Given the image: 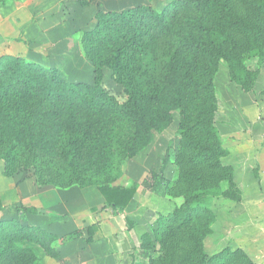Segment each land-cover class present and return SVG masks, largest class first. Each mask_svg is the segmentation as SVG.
Here are the masks:
<instances>
[{"label":"rangeland","instance_id":"obj_1","mask_svg":"<svg viewBox=\"0 0 264 264\" xmlns=\"http://www.w3.org/2000/svg\"><path fill=\"white\" fill-rule=\"evenodd\" d=\"M171 1L0 0V57L55 68L72 82L92 84L98 74L112 119L96 170L80 165L96 143L87 129L77 127L47 160L22 152L13 140L0 143L2 215L11 217L0 222V264H181L198 246L210 264H264V58L256 47L238 30L231 40L233 63L247 73L243 81L233 78L226 57L215 62L213 108L192 134L199 146L182 133L179 109L149 136L130 111L135 96L159 93L173 58L188 74L191 63L202 61L189 42L207 14L196 0L180 8L171 31L138 42L100 71L86 54L85 32L99 13ZM231 12L264 27V18L241 3ZM75 135L89 137L76 143ZM73 143L79 165L70 162ZM192 155L204 165L192 164ZM212 164L218 168L212 171ZM102 184L136 187V193L127 207L114 209L98 189ZM31 205L45 213L21 212ZM186 219L188 227L180 226Z\"/></svg>","mask_w":264,"mask_h":264},{"label":"trees","instance_id":"obj_2","mask_svg":"<svg viewBox=\"0 0 264 264\" xmlns=\"http://www.w3.org/2000/svg\"><path fill=\"white\" fill-rule=\"evenodd\" d=\"M191 1L174 0L162 8L147 4L119 13H99L94 29L85 32L84 45L87 56L97 71H100L104 64L119 59L126 49L131 51L138 42L155 36L160 37L166 31H171L175 26L178 11ZM196 1L207 14L201 17L196 31H191L189 42L192 46L198 45L197 52L202 61L191 63L192 70L188 74L180 64V59L173 58L159 93L152 95L149 100L135 96L130 106L135 125L146 136L151 134L152 128L165 127L173 117V110L179 109L182 133L187 135L193 146L200 145V138L192 134L202 127L200 122L202 123L205 111L210 112L213 108L212 73L215 70V62L224 56L231 62L233 78L243 81L247 75L245 70L233 63L232 56L237 49L231 47V40L233 41L236 31H241L239 33H242L246 41L256 47V51L264 58L263 24L240 21L233 17L231 12L233 3H241L249 12L264 18V0ZM105 93V89L98 82V74L92 84L72 82L65 79L55 68L27 61L17 55L1 56L0 143L13 140L22 152L30 151L38 154L37 158L47 160L58 154L64 139L70 136L72 138L77 127L82 131L87 129L93 133L96 143L87 152L85 161H89L80 165L82 168L86 166L87 169L96 170L100 164L102 166V154L109 146L112 133V119ZM151 100L153 105L148 103ZM75 136L73 138L76 143H82L89 137ZM72 149L74 156L73 161L72 157L70 158V162L79 165L76 163L82 157H76L79 146L75 145ZM60 154L67 159V152L60 151ZM197 158L192 155L190 162L203 166L205 161L201 163ZM211 167L212 171L218 168L215 164ZM152 176L158 178L156 170L152 171ZM98 189L114 209L127 207L136 193V187L121 185L102 184ZM5 209L6 205L0 198V222L11 220V217L2 215ZM21 212L44 214L45 210L31 205L23 206ZM189 221L190 219L184 220L180 226L188 227ZM189 235H192L190 231L187 237L191 241ZM183 257L181 264H210L201 246L188 250Z\"/></svg>","mask_w":264,"mask_h":264}]
</instances>
